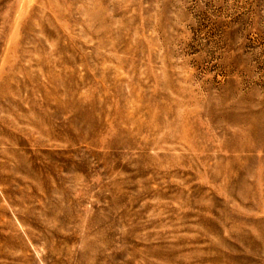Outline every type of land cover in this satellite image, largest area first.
I'll use <instances>...</instances> for the list:
<instances>
[{"label":"rangeland","instance_id":"374dc122","mask_svg":"<svg viewBox=\"0 0 264 264\" xmlns=\"http://www.w3.org/2000/svg\"><path fill=\"white\" fill-rule=\"evenodd\" d=\"M0 264H264V0H0Z\"/></svg>","mask_w":264,"mask_h":264}]
</instances>
